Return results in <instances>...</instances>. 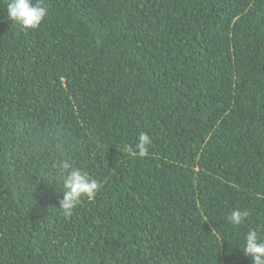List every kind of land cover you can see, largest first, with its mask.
<instances>
[{
	"label": "trees",
	"instance_id": "obj_1",
	"mask_svg": "<svg viewBox=\"0 0 264 264\" xmlns=\"http://www.w3.org/2000/svg\"><path fill=\"white\" fill-rule=\"evenodd\" d=\"M9 2L0 264H252L244 237L264 239V0H42L30 30L8 20ZM61 160L99 184L71 216ZM233 210L248 213L236 227Z\"/></svg>",
	"mask_w": 264,
	"mask_h": 264
},
{
	"label": "clouds",
	"instance_id": "obj_2",
	"mask_svg": "<svg viewBox=\"0 0 264 264\" xmlns=\"http://www.w3.org/2000/svg\"><path fill=\"white\" fill-rule=\"evenodd\" d=\"M48 14L42 0H10L7 4V18L22 30L39 27ZM151 139L147 133L141 132L135 145L136 154L144 157L148 153ZM59 168L66 173L63 178V198L59 200V209L65 216H71L73 210L83 197L92 198L99 189L97 180L78 168H73L68 160H61ZM248 216L247 212L233 210L228 216V222L233 226L241 225ZM243 254L251 259L252 264H264V239H261L257 229L249 230L243 243Z\"/></svg>",
	"mask_w": 264,
	"mask_h": 264
}]
</instances>
